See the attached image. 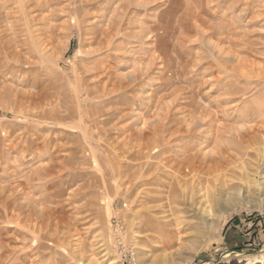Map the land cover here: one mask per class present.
I'll list each match as a JSON object with an SVG mask.
<instances>
[{
  "label": "rangeland",
  "instance_id": "rangeland-1",
  "mask_svg": "<svg viewBox=\"0 0 264 264\" xmlns=\"http://www.w3.org/2000/svg\"><path fill=\"white\" fill-rule=\"evenodd\" d=\"M86 1L0 0V264H264L255 188L225 213L220 177L163 211L137 170L264 125V0Z\"/></svg>",
  "mask_w": 264,
  "mask_h": 264
},
{
  "label": "bare ground",
  "instance_id": "bare-ground-1",
  "mask_svg": "<svg viewBox=\"0 0 264 264\" xmlns=\"http://www.w3.org/2000/svg\"><path fill=\"white\" fill-rule=\"evenodd\" d=\"M103 2L107 0H87V3H92V2ZM109 1V0H108ZM128 4V3H127ZM95 7V6H94ZM97 8L100 9V6ZM120 20V19H119ZM197 21V20H196ZM115 22V21H114ZM115 24H117L115 22ZM113 25V24H111ZM116 26V25H115ZM114 26V27H115ZM115 28H119L118 26ZM197 28V27H196ZM101 30V29H100ZM118 30V29H116ZM137 30V29H136ZM139 30V29H138ZM144 30V29H143ZM119 31V30H118ZM199 32V31H198ZM201 32V31H200ZM96 33V32H95ZM111 34H112V29L110 26H106V28L102 29L100 32V35L102 38L99 40L98 38V44L99 48L104 50V48H110L112 46V39H111ZM150 40V39H149ZM96 49V50H98ZM161 52V51H159ZM95 65V64H94ZM133 65V64H132ZM90 69V68H89ZM94 69V68H92ZM145 69V68H144ZM149 69V67H148ZM90 71V70H89ZM98 72V71H97ZM135 72V71H134ZM95 73V72H94ZM99 73V72H98ZM97 74V73H96ZM85 75V74H83ZM112 75V74H111ZM96 76V75H95ZM110 76V74H109ZM86 77V76H85ZM113 77V76H112ZM115 77V76H114ZM118 77V76H117ZM92 78V77H91ZM99 78V77H98ZM142 78V77H141ZM140 78V79H141ZM82 79V78H81ZM95 79V78H92ZM91 79V80H92ZM108 79V78H107ZM105 79V81L107 80ZM113 79V78H112ZM118 79V78H117ZM129 79V78H128ZM101 80V79H100ZM111 80V79H110ZM89 81V80H88ZM108 81V80H107ZM127 81V79H126ZM142 81V80H141ZM86 82V81H84ZM123 82V81H122ZM125 82V80H124ZM136 82V81H135ZM100 83V82H98ZM104 83V82H103ZM87 84V82H86ZM109 84V83H108ZM107 84V85H108ZM83 85V84H82ZM106 85V86H107ZM112 85V84H111ZM134 85V84H133ZM86 86V85H85ZM96 86V85H95ZM93 84V88H95ZM84 87V86H83ZM88 87V86H87ZM102 87V86H99ZM104 87V86H103ZM129 88V87H128ZM125 89V88H124ZM102 90V89H101ZM105 90V89H104ZM122 90V89H121ZM130 90V89H129ZM94 91V90H93ZM95 92V91H94ZM102 92V91H101ZM104 92V91H103ZM51 93V92H50ZM96 93V92H95ZM39 95V93H37ZM54 95V93H53ZM110 95V94H109ZM84 96V95H83ZM92 96V94H91ZM108 97V96H107ZM106 97V98H107ZM57 98V97H55ZM105 98V99H106ZM86 100V99H85ZM151 101V100H150ZM140 102V101H139ZM80 103V102H79ZM88 104V103H87ZM73 105V104H72ZM95 105V104H94ZM83 106V105H82ZM81 106V107H82ZM86 106V105H85ZM129 106V105H128ZM84 107V106H83ZM82 107V108H83ZM79 108V107H78ZM126 108V106H125ZM198 109V108H197ZM84 112V111H83ZM86 113V111H85ZM111 113V112H110ZM215 113V112H214ZM45 114V113H44ZM87 114V113H86ZM84 114V115H86ZM107 114V113H106ZM75 115V114H74ZM121 115V114H120ZM157 115V114H156ZM214 115V114H213ZM200 116V115H199ZM69 117V116H68ZM156 117V116H155ZM63 118V117H62ZM96 118V116H95ZM57 119V118H56ZM92 119V118H91ZM145 119V118H142ZM205 119V117H204ZM209 121L211 118H208ZM97 121V120H96ZM146 121V120H145ZM149 121V120H148ZM264 121V120H263ZM145 123V122H144ZM147 123V122H146ZM213 123V122H210ZM226 123V122H225ZM97 124V123H96ZM219 125V123H217ZM228 124V123H226ZM226 124L222 126V128L226 127ZM253 124V121H252ZM255 124V123H254ZM263 124V122H262ZM259 124L256 125H251L248 126L247 128H238L235 130V126L230 127L229 125L226 127L224 130L226 133H234L236 138L230 139L231 135H228V139H230L227 144L223 145V148H218V150L213 151L214 154L212 155H207L203 154V156L200 158L199 157V152L196 153H187L185 154V157L175 160L174 163L171 165L169 164H164L162 165L164 168L167 167V169H163L159 165H155L151 162H143L141 166L137 169L139 172L144 171L146 172V175H148L146 178V183H152L157 186L155 190H151L154 195L151 196V200L155 202H160V209L163 210L164 208L171 207L173 204H178L179 199H187L188 202L184 201L183 203L185 205L187 204H192L190 207H193V203L198 204V202H194V198H192L193 193L195 192L196 188H201L202 186H205L207 183H214L218 182L223 178V184L226 185H231L233 188V192H225L222 190H218L216 188V197L215 201L217 204L221 206V209L223 212H235L239 210L243 204H248L250 203L251 205H255L256 198L255 195L253 194V189L255 188L254 191L258 195H264V129H261V125ZM189 125V124H188ZM211 125V124H210ZM249 125V124H248ZM145 125L143 124V127ZM246 126V125H245ZM244 126V127H245ZM264 126V125H262ZM191 127V126H189ZM195 128V127H194ZM212 128V127H210ZM215 128H217L215 126ZM237 128V127H236ZM191 129V128H190ZM111 130V129H110ZM199 131V130H198ZM217 132V131H216ZM110 134V133H109ZM95 135V134H94ZM178 135V134H177ZM217 135V134H216ZM97 137V136H96ZM109 137V135H108ZM113 137V136H112ZM217 137V136H216ZM221 137V136H220ZM107 138V137H106ZM111 138V137H110ZM215 138V137H214ZM213 138V139H214ZM179 139V138H178ZM207 139V138H206ZM79 141L78 139H76ZM112 140V139H111ZM119 140V139H118ZM200 140V139H199ZM198 140V141H199ZM218 140V139H217ZM216 140V141H217ZM116 142L115 140H113ZM204 141V140H203ZM80 142V141H79ZM206 142V141H205ZM221 142V141H220ZM74 143V142H73ZM102 143V142H101ZM200 143V141H199ZM104 144V143H103ZM106 144V143H105ZM198 144V143H197ZM203 144V143H202ZM108 145V144H107ZM78 146V145H77ZM81 146V145H80ZM119 146V145H118ZM214 146V145H213ZM112 147V146H111ZM181 147V146H180ZM113 148V147H112ZM120 149V147H118ZM109 149V148H107ZM124 149V148H123ZM207 149V148H206ZM111 150V148H110ZM121 150V149H120ZM147 150V149H145ZM112 151V150H111ZM115 151V150H114ZM165 151V150H164ZM79 152V151H78ZM124 152V151H123ZM212 152V151H211ZM212 152V153H213ZM125 153V152H124ZM126 154V153H125ZM127 155V154H126ZM128 159V158H127ZM143 160V159H142ZM152 160V159H151ZM140 161V160H138ZM149 161V160H148ZM153 161V160H152ZM159 161V160H158ZM157 161V162H158ZM131 162V160H130ZM161 162V161H159ZM67 163V162H66ZM137 163V162H136ZM134 165V164H133ZM48 167V166H47ZM129 168V167H127ZM58 169V167H57ZM129 170V169H128ZM162 170L165 173V179L161 178L160 175L158 174L159 171ZM38 171V170H37ZM169 171V172H167ZM156 172V174H155ZM167 172V173H166ZM130 174V173H129ZM138 174V173H137ZM126 175V174H125ZM128 175V174H127ZM137 176V175H136ZM164 176V175H163ZM222 177V178H220ZM143 178V177H142ZM124 179V178H123ZM141 179V178H140ZM167 179V180H166ZM135 180V176L132 175L130 179V183H133ZM94 181V180H93ZM216 182V183H217ZM135 183V182H134ZM140 183V181H139ZM143 183V182H142ZM144 184V183H143ZM131 185L128 186V188H131ZM220 185V184H219ZM126 186V185H125ZM207 186V185H206ZM218 186V185H217ZM9 187V186H8ZM11 187V186H10ZM224 187V186H223ZM230 187V186H229ZM136 188V187H135ZM222 189V188H220ZM229 189V188H228ZM231 189V190H232ZM4 190V188H3ZM7 190V189H6ZM10 190V189H9ZM129 190V189H128ZM134 190V189H133ZM137 190V189H136ZM218 190V191H217ZM230 190V189H229ZM206 191V189H205ZM16 192V190H15ZM130 192V191H129ZM202 192V191H201ZM212 192V191H211ZM17 193V192H16ZM13 194V193H12ZM131 194V193H130ZM129 194V195H130ZM204 194V193H203ZM210 191H208V199L207 201H210ZM213 194V193H212ZM191 196V197H189ZM130 197V196H129ZM132 197V196H131ZM189 197V198H188ZM194 197V196H193ZM196 197V195H195ZM205 197V195H204ZM128 198V197H127ZM4 200V199H3ZM213 200V201H214ZM181 201V200H180ZM6 202V201H5ZM211 202V201H210ZM7 204V202H6ZM10 204V203H9ZM58 205V204H57ZM209 205V204H208ZM212 205V204H211ZM13 206V205H12ZM196 206V205H195ZM5 207V206H3ZM17 207V206H16ZM189 206L187 208L190 209ZM199 207V206H198ZM197 207V208H198ZM15 208V207H13ZM170 208V210H171ZM186 209V207H184ZM204 208V206H203ZM214 209V204L213 207ZM193 209V208H192ZM211 209V207H210ZM212 209V210H213ZM219 209V208H218ZM6 210H8L6 208ZM44 210V209H43ZM157 210V209H156ZM158 211V210H157ZM159 211V212H163ZM190 211V210H189ZM194 211V210H193ZM15 212V211H14ZM21 212V211H18ZM158 212V214H159ZM179 212V211H178ZM177 212V213H178ZM198 212V211H197ZM17 213V212H16ZM42 213V212H41ZM174 213V210H173ZM10 214V213H9ZM15 214V213H13ZM25 214V213H24ZM157 214V212H156ZM163 214V213H162ZM201 217L203 218H198L195 212H191L186 216L187 218L185 221L188 219L191 221L189 223L191 226L193 225V221L197 220L199 223H202V225H210L211 222L209 221L210 218L206 215V212H199ZM17 215V214H16ZM178 215V214H177ZM181 215V213H180ZM8 216V214H7ZM141 216L143 214L141 213ZM6 217V215H5ZM184 217V215H183ZM26 218V217H25ZM32 218V217H31ZM161 217H153L155 223L160 222L161 220L159 219ZM164 218V217H163ZM34 219V218H33ZM162 219V218H161ZM165 219V218H164ZM184 219V218H182ZM216 219V218H215ZM19 220V219H18ZM180 220V219H179ZM203 220V222H201ZM13 221V220H11ZM16 221V220H14ZM28 221V220H27ZM34 222V221H33ZM13 223V222H12ZM35 223V222H34ZM183 223V222H182ZM197 223V222H196ZM18 224V223H17ZM21 224V223H19ZM142 224V223H141ZM188 224V225H189ZM23 225V224H22ZM166 224H163V226ZM198 225V224H197ZM201 225V224H200ZM54 226V225H53ZM141 226V225H140ZM160 226V225H158ZM199 226V225H198ZM214 226V225H213ZM156 227V226H155ZM19 228V227H18ZM48 228V227H47ZM159 228V227H158ZM161 228V227H160ZM159 228V229H160ZM188 228V227H187ZM209 228V227H208ZM20 229V228H19ZM146 229V227H145ZM157 229V228H156ZM168 229V228H167ZM190 229V228H189ZM198 229V228H197ZM201 229V228H200ZM138 230V227H137ZM164 230V229H163ZM192 230V229H191ZM194 230V229H193ZM204 230V229H203ZM21 231V230H19ZM52 231V230H51ZM59 231V230H58ZM158 231V230H157ZM50 232V231H49ZM58 233V232H57ZM138 233V232H137ZM216 233V232H215ZM48 234V233H46ZM53 234V233H51ZM143 234V233H142ZM219 235V234H217ZM42 236V235H41ZM221 236V235H219ZM179 237V236H178ZM45 238V237H43ZM47 238V237H46ZM59 238V237H58ZM3 239V238H2ZM56 239V238H55ZM185 239V238H184ZM7 240V239H6ZM173 240V239H172ZM181 240V239H179ZM1 241V240H0ZM4 241V239H3ZM166 241V240H164ZM183 241V240H182ZM181 241V242H182ZM191 241V240H190ZM5 242V241H4ZM1 243V242H0ZM168 243V242H167ZM171 243V241H170ZM183 243V242H182ZM193 243V242H192ZM202 243V242H200ZM12 244V243H11ZM170 245V244H169ZM199 245V244H198ZM6 246V245H5ZM53 246V245H52ZM200 246V245H199ZM195 245L192 247V251H197L198 247ZM2 247V246H1ZM50 249V248H49ZM21 250V249H20ZM4 253V252H3ZM19 253V252H18ZM54 253V252H53ZM192 257V256H191ZM7 258V257H6ZM5 259V258H4ZM58 263V262H57Z\"/></svg>",
  "mask_w": 264,
  "mask_h": 264
}]
</instances>
